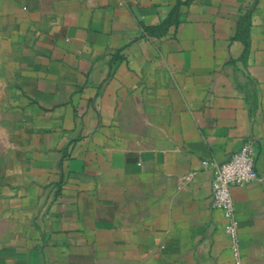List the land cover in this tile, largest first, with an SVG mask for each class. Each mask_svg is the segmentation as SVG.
Here are the masks:
<instances>
[{
    "label": "crops",
    "instance_id": "obj_1",
    "mask_svg": "<svg viewBox=\"0 0 264 264\" xmlns=\"http://www.w3.org/2000/svg\"><path fill=\"white\" fill-rule=\"evenodd\" d=\"M0 142V264H264V0H0Z\"/></svg>",
    "mask_w": 264,
    "mask_h": 264
},
{
    "label": "built area",
    "instance_id": "obj_2",
    "mask_svg": "<svg viewBox=\"0 0 264 264\" xmlns=\"http://www.w3.org/2000/svg\"><path fill=\"white\" fill-rule=\"evenodd\" d=\"M213 170L212 207L221 210L229 220L227 231L237 244V222L232 188L258 179L256 153L251 142L244 143L224 162H210Z\"/></svg>",
    "mask_w": 264,
    "mask_h": 264
},
{
    "label": "rangeland",
    "instance_id": "obj_3",
    "mask_svg": "<svg viewBox=\"0 0 264 264\" xmlns=\"http://www.w3.org/2000/svg\"><path fill=\"white\" fill-rule=\"evenodd\" d=\"M2 146H3V148H4V146H5V142H0V149L2 148Z\"/></svg>",
    "mask_w": 264,
    "mask_h": 264
}]
</instances>
